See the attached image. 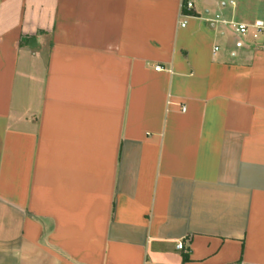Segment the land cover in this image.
Returning <instances> with one entry per match:
<instances>
[{
  "label": "crops",
  "instance_id": "1",
  "mask_svg": "<svg viewBox=\"0 0 264 264\" xmlns=\"http://www.w3.org/2000/svg\"><path fill=\"white\" fill-rule=\"evenodd\" d=\"M257 21L0 0V264H264V34L225 24Z\"/></svg>",
  "mask_w": 264,
  "mask_h": 264
},
{
  "label": "built area",
  "instance_id": "2",
  "mask_svg": "<svg viewBox=\"0 0 264 264\" xmlns=\"http://www.w3.org/2000/svg\"><path fill=\"white\" fill-rule=\"evenodd\" d=\"M186 9L193 10L194 9L193 3L188 2ZM225 24L232 26L242 36H247V35L251 34L254 39H258L260 36H262L264 34V22H261V21H257L251 25L239 24V23H235V22H225ZM184 26H185V24H183V27ZM216 50H218V48H216ZM157 69H160V68H157ZM177 248L179 250H184V245L182 243H179L177 245Z\"/></svg>",
  "mask_w": 264,
  "mask_h": 264
},
{
  "label": "trees",
  "instance_id": "3",
  "mask_svg": "<svg viewBox=\"0 0 264 264\" xmlns=\"http://www.w3.org/2000/svg\"><path fill=\"white\" fill-rule=\"evenodd\" d=\"M187 259H188V257L186 256V257H185V260H187Z\"/></svg>",
  "mask_w": 264,
  "mask_h": 264
}]
</instances>
